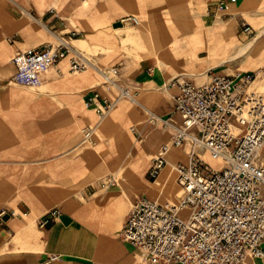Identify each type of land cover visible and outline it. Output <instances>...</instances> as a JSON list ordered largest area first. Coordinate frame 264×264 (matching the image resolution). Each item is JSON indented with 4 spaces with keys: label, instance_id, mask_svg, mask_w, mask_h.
I'll return each mask as SVG.
<instances>
[{
    "label": "crops",
    "instance_id": "0c3cea01",
    "mask_svg": "<svg viewBox=\"0 0 264 264\" xmlns=\"http://www.w3.org/2000/svg\"><path fill=\"white\" fill-rule=\"evenodd\" d=\"M233 5L234 0H0V264H149L120 232L139 196L164 206L180 200L174 165L188 163L190 145L174 146L176 129L164 121L182 122L175 111L179 88L171 80L201 84L211 73L264 67V33L244 49L264 28L263 12H254L262 20L246 40ZM257 6L264 8V2ZM131 15L137 24L123 22ZM57 36L80 52L88 68L71 71L70 53L41 73L38 87L11 82L16 52ZM112 68L117 85L102 80L101 70ZM254 84L264 87V73ZM120 87L134 92L136 101L118 98ZM92 90L116 101L100 122L85 103ZM151 116L163 120L151 122ZM89 125L97 128L83 144L81 130ZM161 151L168 163L153 177V158ZM199 153L209 165L216 162L215 169L223 165L208 151ZM257 162L264 165V146ZM110 175L117 183L104 190L102 181ZM54 208L68 221L41 226ZM250 264L264 261L251 255Z\"/></svg>",
    "mask_w": 264,
    "mask_h": 264
},
{
    "label": "built area",
    "instance_id": "2783aa9c",
    "mask_svg": "<svg viewBox=\"0 0 264 264\" xmlns=\"http://www.w3.org/2000/svg\"><path fill=\"white\" fill-rule=\"evenodd\" d=\"M123 22L138 23L136 16ZM243 31L252 28L243 23ZM70 68L81 72L88 67L83 56L64 37L55 42L16 52L15 72L11 82L27 86L41 85V73L66 58ZM260 71L209 75L204 83L195 84L174 78L170 85L179 88L175 111L181 116L173 145L189 144L188 163L174 165L181 186L177 204L164 206L139 196L120 232V238L131 243L149 264H243L248 255L264 261V165L258 164L264 145V92L254 88ZM111 73L101 70L104 81L116 84ZM136 101L134 92L120 87L118 98ZM85 103L93 107L99 122L113 110L116 101L102 97L97 90L87 95ZM161 118L151 116L150 121ZM163 120V119H161ZM97 125L81 130L82 143H89ZM206 150L214 159L222 158L220 169L212 168L200 156ZM168 163L164 154L153 158V177ZM117 183L116 175L102 181L109 189ZM5 211L0 212V222ZM62 212L52 209L40 221L45 226L59 220Z\"/></svg>",
    "mask_w": 264,
    "mask_h": 264
},
{
    "label": "rangeland",
    "instance_id": "374dc122",
    "mask_svg": "<svg viewBox=\"0 0 264 264\" xmlns=\"http://www.w3.org/2000/svg\"><path fill=\"white\" fill-rule=\"evenodd\" d=\"M260 2H264V0H234V5L232 7L231 12L238 14L241 17V20L238 23L237 27L239 31L242 33V37L246 40L251 39L256 34L259 22H261L262 20V18H260L259 15L254 14V12L255 11L263 12V16H264V8L257 6V4ZM251 14H254V16H252ZM244 21L250 24L252 31H253L251 34H247L243 31L242 23ZM52 42H55V40H53ZM81 48L84 49V47L82 46ZM111 77L113 79H116L117 75L114 73H111ZM102 80L104 81V78H102ZM253 86L256 90L260 92H264L263 86H260L259 84H254ZM214 164L216 165V162H210V166L212 168H215L214 166H212Z\"/></svg>",
    "mask_w": 264,
    "mask_h": 264
},
{
    "label": "bare ground",
    "instance_id": "6f19581e",
    "mask_svg": "<svg viewBox=\"0 0 264 264\" xmlns=\"http://www.w3.org/2000/svg\"><path fill=\"white\" fill-rule=\"evenodd\" d=\"M264 33V28L258 33V35L256 36V37H254L251 41H250V43L248 44V45H246L245 47H244V49H246V48H248V47H250L252 44H254L258 39H259V37L262 35ZM243 49V50H244ZM241 53H239V54H237L236 55V57H238L239 55H240ZM263 68L264 67H260V68H258L257 70H255V71H260V69L261 70H263ZM261 73H264V72H260L259 74H261ZM258 74V75H259ZM264 146V145H263ZM262 149V148H261ZM160 154H165L163 151H161V152H159L158 154H156V155H154V156H158V155H160ZM211 157V156H210ZM212 158V157H211ZM212 160H220V161H222V163H223V160H222V158H217V159H214V158H212ZM222 165V164H221ZM221 165H220V167H221ZM220 167H216V169H220ZM250 260H251V255H248L247 257H246V259L244 260V262H243V264H250Z\"/></svg>",
    "mask_w": 264,
    "mask_h": 264
},
{
    "label": "water",
    "instance_id": "95a60500",
    "mask_svg": "<svg viewBox=\"0 0 264 264\" xmlns=\"http://www.w3.org/2000/svg\"><path fill=\"white\" fill-rule=\"evenodd\" d=\"M115 26H121V23L115 24ZM61 219H62L64 222H67V221H68V218H67L66 216L61 217Z\"/></svg>",
    "mask_w": 264,
    "mask_h": 264
}]
</instances>
